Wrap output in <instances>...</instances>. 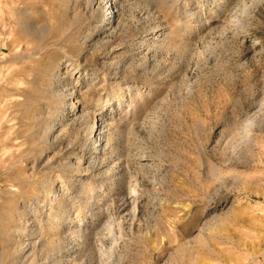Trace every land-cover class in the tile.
I'll use <instances>...</instances> for the list:
<instances>
[{
    "label": "rangeland",
    "instance_id": "rangeland-1",
    "mask_svg": "<svg viewBox=\"0 0 264 264\" xmlns=\"http://www.w3.org/2000/svg\"><path fill=\"white\" fill-rule=\"evenodd\" d=\"M114 1L0 0V264H264V0Z\"/></svg>",
    "mask_w": 264,
    "mask_h": 264
},
{
    "label": "bare ground",
    "instance_id": "bare-ground-1",
    "mask_svg": "<svg viewBox=\"0 0 264 264\" xmlns=\"http://www.w3.org/2000/svg\"><path fill=\"white\" fill-rule=\"evenodd\" d=\"M114 2H116V0L114 1ZM115 10V3H113V4H111L110 3V7H109V10L106 12L107 14H109L110 16L108 17V18H110V19H112L113 18V14H114V11ZM109 22V21H108ZM257 42L256 43H259L260 41H261V37H257ZM116 102H117V100H116ZM101 118H98L97 120H96V123H94V125H92L91 127H90V135H89V137H88V142L90 143H95V144H97V143H100V145L99 146H101V128H100V126L103 124V122L102 123H100L99 124V121L98 120H100ZM87 142V143H88Z\"/></svg>",
    "mask_w": 264,
    "mask_h": 264
}]
</instances>
